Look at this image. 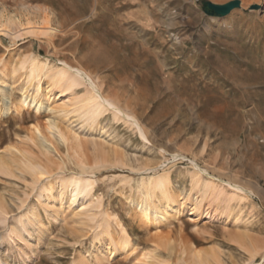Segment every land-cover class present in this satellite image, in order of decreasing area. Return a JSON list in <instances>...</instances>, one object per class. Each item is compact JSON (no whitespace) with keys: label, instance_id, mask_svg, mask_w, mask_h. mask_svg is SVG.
Masks as SVG:
<instances>
[{"label":"rangeland","instance_id":"rangeland-1","mask_svg":"<svg viewBox=\"0 0 264 264\" xmlns=\"http://www.w3.org/2000/svg\"><path fill=\"white\" fill-rule=\"evenodd\" d=\"M201 1L0 0V15L15 22L14 32L23 27V33L35 30L44 26L46 18L57 29L53 35L29 33L15 40L0 34V58L10 57L15 63L33 52L49 57L53 65L62 60L81 68L88 74L87 82L89 75L92 78L104 103L128 120L127 124L118 122L110 112L100 120L101 127L94 129L92 137L105 149L126 155L135 168L133 172L128 165L115 163L97 169L96 194L120 216L140 247L156 251L155 264L169 259L164 241L217 253L225 264H244L249 258L232 233H246L264 244V0H239L241 6L222 17L206 15ZM209 1L225 4L231 0ZM28 19L32 22L24 25ZM71 98L62 96L68 104ZM57 102L50 104L55 107ZM41 112L39 119L33 108L23 111L22 117L15 111L1 114L0 156H8L5 151L11 146L38 153L28 140L37 121L49 139L46 118L69 130L68 121L59 114L48 108ZM72 130L90 152L87 140L92 131L79 125ZM56 145L60 158L69 165L67 149ZM149 165L157 169L153 172L161 167L172 171L176 194L183 200L171 213L174 216L140 231L144 225L131 217L129 202L116 191L122 177L135 181L142 175L138 169ZM195 170L218 179L228 192L230 185H238L247 198L242 202L207 198L200 214L193 213L190 206L199 205L198 192L188 191ZM26 184L0 172V201L4 199L12 214L22 202L35 207L42 227L33 233L29 261L7 238L0 243L1 259L7 264H72L78 252L92 248L90 229L71 218L67 209L58 220L51 218L39 205L36 191ZM6 221H0V236L4 224L12 222L9 217ZM19 230L26 235L21 226ZM14 243L22 241L17 238ZM262 258L259 255L256 261L261 264ZM87 261L96 264L94 257ZM100 263L129 264L124 257Z\"/></svg>","mask_w":264,"mask_h":264},{"label":"bare ground","instance_id":"bare-ground-1","mask_svg":"<svg viewBox=\"0 0 264 264\" xmlns=\"http://www.w3.org/2000/svg\"><path fill=\"white\" fill-rule=\"evenodd\" d=\"M31 22L28 19L24 25ZM14 23L11 18L1 14L0 34H5L15 40L29 33L39 32L43 35H53L57 31L50 24L48 18L43 19L44 26L26 31L28 33L21 32V29H25L24 27L14 32ZM20 26L23 25L20 23ZM229 30L232 28L230 27ZM16 61L14 63L10 57L0 58V116L15 111L19 117H22L23 111L33 108L39 113L35 118L39 119L42 117L41 110L48 108L52 114H59L61 120H67L70 126L69 130L63 129L55 122L56 120L46 118V122H43L51 134L52 139H49L42 133L40 121H37L38 123L35 121L36 124H32L34 128L31 127V129L33 128L30 131L31 135L27 138L36 145L34 147H37L40 154H35V151L20 146H11L5 151L8 156L5 157L4 154L0 156V172L27 182L26 185H29L32 191H36L39 205L51 218L58 220L61 213L67 209L66 211L70 210L71 218H78L80 225L90 229L91 237L94 240L92 248L78 252L71 262L72 264H94L92 261H87L88 258L93 257L96 259V264L117 257H124L129 264H155L153 254L156 251L154 250L152 253L151 250L140 247L138 239H133L130 236L120 216L106 208L103 205V196L96 194L97 169L109 168L111 164L115 163L118 164L117 166L123 167L128 165L133 172L135 168L126 155H122L116 150L105 149L101 141L92 137L96 132L94 129L101 127L100 120L110 112L112 119L118 122L124 121L127 124L128 120L112 111L104 103L105 98L102 99L103 97L96 93L90 75L88 82L84 79L85 75H88L85 70L62 60L53 65L49 57H41L33 52L25 53ZM79 88H83V90L76 93ZM13 92L19 95H12ZM66 94L72 96L70 104L62 100V96ZM55 99L58 104L52 107L50 102ZM3 105L4 108L1 109ZM78 125L80 128L85 127L92 131L89 133L92 138L87 140L92 145L90 152L82 145L78 132L72 130L73 126ZM144 134L143 132V136ZM56 143L64 145L67 149L69 165L60 158L59 145L57 146ZM71 150L72 153H70ZM161 168L159 171L153 172L151 170L157 169L151 168L149 165L143 170L138 169L142 175L135 181H128L126 176L120 179L116 192L129 202L132 210L131 217L138 220L139 224L144 225L140 226L139 230L147 231L152 224L160 223L161 219L165 220V216H174L171 213L177 209L178 202L183 200L179 196L180 194H176L171 179L172 171L166 167ZM203 174L198 170L190 174L188 192L191 194L197 191L199 198V205L190 206L193 213L201 212V203L207 198L221 200L220 198L223 197L232 202L233 199L241 201L247 198L238 185H230V189H228L231 192H228L224 185L217 182L218 179L216 181L212 176L204 177ZM17 210V213L12 214L4 199L0 201V221L7 222L8 217L12 220V222L4 224L5 231L0 236V243L6 238L10 239V243L14 244L16 251L19 254L25 253L26 259L29 261L27 254L34 250V248L32 249L33 233L41 229L42 223L35 215V207L24 206V202H22ZM206 213L208 214V212ZM232 215L237 216L235 213ZM18 226L22 227L26 235L21 234V230L18 231ZM231 235L249 256L244 264H259L256 261L259 255H263L261 264H264V244L254 240L246 233L234 232ZM17 238L22 241L21 245L14 243ZM164 244H166V254L169 259L166 262L162 260L161 264H225L222 257L214 252L203 253L192 250L182 242L164 241ZM0 262L7 264L1 257Z\"/></svg>","mask_w":264,"mask_h":264},{"label":"water","instance_id":"water-1","mask_svg":"<svg viewBox=\"0 0 264 264\" xmlns=\"http://www.w3.org/2000/svg\"><path fill=\"white\" fill-rule=\"evenodd\" d=\"M239 6V0H231L225 4H213L209 0H202L200 3L201 10L206 15L215 17H222L228 15Z\"/></svg>","mask_w":264,"mask_h":264}]
</instances>
